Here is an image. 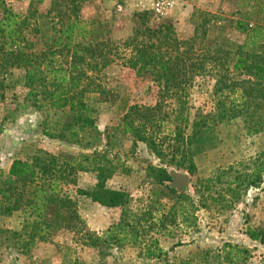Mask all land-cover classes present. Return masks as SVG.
<instances>
[{
    "label": "trees",
    "instance_id": "1",
    "mask_svg": "<svg viewBox=\"0 0 264 264\" xmlns=\"http://www.w3.org/2000/svg\"><path fill=\"white\" fill-rule=\"evenodd\" d=\"M81 1L52 0L44 13L30 5L27 12L21 14L5 0H0V103L6 88L13 87L6 79L12 70L23 72L26 89L21 101L5 114L3 121L15 118L17 111L27 108L45 116L50 111L60 112L58 121H43L42 134L68 145L79 144L85 128L99 133L95 125L96 110L86 103L85 95L96 92L107 97L97 75L120 59L137 78L156 89L154 105L124 104L127 110L121 126L122 132L146 143L155 155H160L162 145L152 127L167 99L171 101L170 107L177 104L172 108L175 113L192 88L211 90V111L204 114L197 108L189 132L174 124L175 118L169 113L165 116L164 124L172 125L170 135L174 142L182 144L181 160L172 159L168 164L174 169L194 173L193 155L215 145V128L223 121L240 118L249 133L264 131V27L236 20L235 29L245 34L243 43L226 37L211 38L208 30L212 14L195 10L190 18L193 34L183 39L169 19L155 22L154 11L149 9L134 12L130 34L116 39L112 25L81 18ZM115 1L122 3V0ZM240 4L254 13L256 19H264V0H241ZM112 163V160L101 159L98 152L75 156L37 150L30 160L14 158L6 178L0 183V214L21 211L25 217L21 231L0 230V233H10L13 237L27 234L33 242L58 230L81 232L84 221L77 212L75 200L64 192L63 186L75 185L78 172L92 171L96 183L88 190L77 188V194L101 206L118 208L123 217L108 227L103 239L87 232L91 244L97 246L101 241L114 246L140 244L152 226L145 228L140 221L144 216L140 215H133L135 222H129V194L106 186L113 173ZM252 164L249 185H257L264 181V150ZM172 170L161 168L155 174L156 183L161 186L153 192L157 205L162 197L175 202L185 197L170 183ZM146 213L151 214L148 210ZM165 220L166 217L161 220L162 227ZM247 236L264 245V224L248 228ZM229 247L230 257L224 256V259L236 264L234 256L246 250L235 245ZM143 249L147 258H158L165 253L152 239ZM203 254L205 264L214 263L207 260V252ZM181 262L195 264L189 258Z\"/></svg>",
    "mask_w": 264,
    "mask_h": 264
},
{
    "label": "rangeland",
    "instance_id": "2",
    "mask_svg": "<svg viewBox=\"0 0 264 264\" xmlns=\"http://www.w3.org/2000/svg\"><path fill=\"white\" fill-rule=\"evenodd\" d=\"M219 1L221 14L212 15L208 30L211 38L226 37L243 43L245 34L235 29L236 20H247L251 26L259 24L264 27V19H256L257 16L250 13L247 7L242 8L241 0L210 3L216 5ZM5 2L16 12L25 14L30 5L44 13L52 0ZM133 4L132 0H122V3L115 0H82L79 14L92 23L97 21L112 25L114 38L122 39L130 34L132 14L142 11L133 9ZM153 11L155 22L165 19L155 8ZM189 26L188 31L181 33L183 39L187 34L188 37L192 35L194 26L192 23ZM23 76L18 69L10 72L6 79L13 87L6 88L0 103V183L6 178L4 173L11 158L30 160L37 150L75 156L98 152L101 159L113 161V173L106 186L129 194V222H135L133 215H140L144 216L141 224L145 228L148 225L152 227L146 231L140 244L114 246L101 241L97 246L92 245L88 234L103 239L108 227L123 216L118 208L101 206L77 194V188L88 190L96 183L94 172L80 171L76 184H65L63 190L75 200L84 229L76 233L58 230L43 240L35 239L33 242L29 241L27 234L13 237L10 233H0V264H184L181 261L186 258L195 264H205L202 259L205 252L207 260L213 264H231L229 259H224V256L230 257L227 253L231 245L246 250L234 256L236 264H264V245L251 241L247 236L248 228L264 224V181L249 185L251 177L248 175L254 166L252 162L264 150V131L249 133L240 118L217 124L215 145L193 155L196 171L189 173L168 165L172 159L181 160L182 144L174 142L170 135L172 125L169 122L164 124V119L169 113L175 118L174 124L189 132L196 109L206 114L213 107L210 89L189 90L183 106L179 105L180 110L175 113H172V108L177 104L170 107L171 101L167 99L152 127L162 145L158 156L146 143L135 141L132 135L122 132V118L127 110L124 104L154 105L156 89L137 78L132 70L122 65L120 59L97 75L98 82L107 91V97L96 92L85 95L86 103L96 110L95 125L99 133L85 128L80 134L79 144L68 145L42 134L43 121H58L62 115L60 112L50 111L45 116L42 112L27 108L17 111L15 118L3 121L5 114L14 110L16 103L26 93ZM105 98L107 101H104ZM161 168H172L171 174L178 172L188 177L180 190L175 187L178 193L182 192L185 196L180 202L162 197L161 203L155 204L153 192L161 189L156 183L155 174ZM170 183L172 185L173 180ZM147 210L151 212L150 215L146 213ZM24 217L21 211L0 214V230L21 231ZM164 217L166 220L162 227ZM151 239L156 240L165 251L158 258L144 255L143 246ZM171 247L174 248L171 250Z\"/></svg>",
    "mask_w": 264,
    "mask_h": 264
},
{
    "label": "crops",
    "instance_id": "3",
    "mask_svg": "<svg viewBox=\"0 0 264 264\" xmlns=\"http://www.w3.org/2000/svg\"><path fill=\"white\" fill-rule=\"evenodd\" d=\"M210 1L214 3L217 0H173V6L168 9L165 14H163V17H165V19H169L173 23L176 33L180 38H183L181 36V33L188 31V26L189 24H191L190 18L195 10H204L216 16L218 14H221L219 13L220 8H222V5H220V1L216 5L210 3ZM132 2L134 3L133 9L154 10L156 0H132ZM187 35L185 38L188 37ZM13 159L14 158H11L9 160L7 171L4 173L5 176L8 173L10 163Z\"/></svg>",
    "mask_w": 264,
    "mask_h": 264
},
{
    "label": "built area",
    "instance_id": "4",
    "mask_svg": "<svg viewBox=\"0 0 264 264\" xmlns=\"http://www.w3.org/2000/svg\"><path fill=\"white\" fill-rule=\"evenodd\" d=\"M173 6V0H156L155 10L159 14H165Z\"/></svg>",
    "mask_w": 264,
    "mask_h": 264
},
{
    "label": "water",
    "instance_id": "5",
    "mask_svg": "<svg viewBox=\"0 0 264 264\" xmlns=\"http://www.w3.org/2000/svg\"><path fill=\"white\" fill-rule=\"evenodd\" d=\"M173 176V184L172 186L176 187L177 190H180L181 187L184 186V184L187 182L188 177L184 174H180L178 172H172Z\"/></svg>",
    "mask_w": 264,
    "mask_h": 264
}]
</instances>
